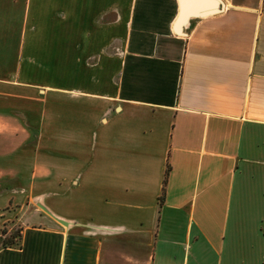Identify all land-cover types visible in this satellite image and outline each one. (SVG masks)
I'll return each mask as SVG.
<instances>
[{
    "label": "crops",
    "instance_id": "1",
    "mask_svg": "<svg viewBox=\"0 0 264 264\" xmlns=\"http://www.w3.org/2000/svg\"><path fill=\"white\" fill-rule=\"evenodd\" d=\"M211 3L24 0L0 264H264V0Z\"/></svg>",
    "mask_w": 264,
    "mask_h": 264
},
{
    "label": "rangeland",
    "instance_id": "2",
    "mask_svg": "<svg viewBox=\"0 0 264 264\" xmlns=\"http://www.w3.org/2000/svg\"><path fill=\"white\" fill-rule=\"evenodd\" d=\"M24 0H8L6 15L0 16V32L6 31L7 34L0 36V55L7 58V64L10 66L18 58V49L23 46L26 49L27 34L32 27L30 14L28 19H23ZM31 13V6L29 7ZM4 17V18H3ZM20 45V46H19Z\"/></svg>",
    "mask_w": 264,
    "mask_h": 264
},
{
    "label": "water",
    "instance_id": "3",
    "mask_svg": "<svg viewBox=\"0 0 264 264\" xmlns=\"http://www.w3.org/2000/svg\"><path fill=\"white\" fill-rule=\"evenodd\" d=\"M218 2V0H213V3L210 4L209 7H204V6H201V7H194L193 9L191 10H185L183 11V19L186 15H203L205 13H209V12H215L217 10V7H216V3ZM58 220L60 221H63L61 218L59 217H56Z\"/></svg>",
    "mask_w": 264,
    "mask_h": 264
},
{
    "label": "trees",
    "instance_id": "4",
    "mask_svg": "<svg viewBox=\"0 0 264 264\" xmlns=\"http://www.w3.org/2000/svg\"><path fill=\"white\" fill-rule=\"evenodd\" d=\"M165 173H166V168L164 170V177H165ZM164 177H163V180H164ZM16 241L12 242V243H15Z\"/></svg>",
    "mask_w": 264,
    "mask_h": 264
}]
</instances>
